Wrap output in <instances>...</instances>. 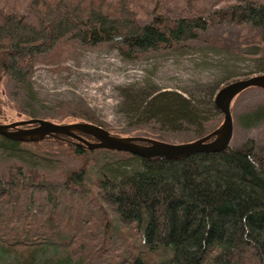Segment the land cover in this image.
<instances>
[{
    "label": "trees",
    "instance_id": "1",
    "mask_svg": "<svg viewBox=\"0 0 264 264\" xmlns=\"http://www.w3.org/2000/svg\"><path fill=\"white\" fill-rule=\"evenodd\" d=\"M153 1L148 19L141 18L137 0H29L24 11L0 4V73L28 85L36 57L63 41L113 43L123 55L136 57L195 40L214 20L196 7L197 0H180L183 10L174 16L161 0ZM217 14L264 31V1L234 0ZM132 109L138 134L177 142L205 135L222 121L177 91L158 92ZM248 118L246 124H258L264 111ZM25 148L42 157L60 156L65 165L55 174L29 166L17 157ZM1 151L9 153L0 157L1 260L264 264V150L253 139L169 158L92 149L64 133L32 141L0 134ZM105 155L111 156L112 170L101 164Z\"/></svg>",
    "mask_w": 264,
    "mask_h": 264
},
{
    "label": "rangeland",
    "instance_id": "2",
    "mask_svg": "<svg viewBox=\"0 0 264 264\" xmlns=\"http://www.w3.org/2000/svg\"><path fill=\"white\" fill-rule=\"evenodd\" d=\"M28 1L0 0V4L24 11ZM179 1L161 0L160 4L174 16L183 10L184 0ZM233 1L197 0L196 7L213 14L212 25L199 38L171 49L127 57L113 43L86 46L77 40H67L36 57L28 85L20 86L9 75L0 73L3 111L0 121L29 118L31 115L26 111H30L34 116L56 122L95 120L113 133L135 135L139 132L133 130L137 124L132 106L166 90L183 94L203 112L222 117L223 121V113L215 105L219 90L238 79L264 73V31L244 28L214 15L218 8ZM136 4L141 18L148 19L145 13L152 11L156 2L137 0ZM231 107L234 117L231 145L253 139L258 150H264V119L255 125L246 124L251 112L264 111V89L245 90ZM8 155L7 151L0 152L1 158ZM19 155L25 164L54 174L65 165L60 156L42 157L26 148ZM105 157L102 166L112 170L111 156ZM44 263L39 259L36 264ZM0 264L20 263L6 257L0 259Z\"/></svg>",
    "mask_w": 264,
    "mask_h": 264
},
{
    "label": "water",
    "instance_id": "3",
    "mask_svg": "<svg viewBox=\"0 0 264 264\" xmlns=\"http://www.w3.org/2000/svg\"><path fill=\"white\" fill-rule=\"evenodd\" d=\"M251 87L264 89V73L238 79L223 86L215 98V105L224 116L222 123L207 134L187 141H169L142 134L118 135L92 121L56 122L38 116L11 122L0 121V134L11 139L32 141L48 134L64 133L78 138L92 149H116L145 157L181 158L199 151H221L231 144L233 138L232 102L240 93ZM80 133L90 134L96 140H89Z\"/></svg>",
    "mask_w": 264,
    "mask_h": 264
}]
</instances>
